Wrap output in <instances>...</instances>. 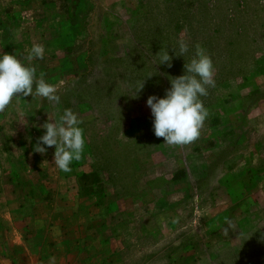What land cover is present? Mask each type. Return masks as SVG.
I'll return each mask as SVG.
<instances>
[{
    "label": "rangeland",
    "instance_id": "obj_1",
    "mask_svg": "<svg viewBox=\"0 0 264 264\" xmlns=\"http://www.w3.org/2000/svg\"><path fill=\"white\" fill-rule=\"evenodd\" d=\"M179 40L184 57L171 50ZM33 44L45 48L30 62L36 78L60 100L14 97L0 111V258L264 264V0H0V52L29 63ZM196 45L214 66L208 117L196 140L170 145L146 101L184 74ZM161 48L171 68L156 66ZM64 109L85 137L69 172L55 146L34 151Z\"/></svg>",
    "mask_w": 264,
    "mask_h": 264
},
{
    "label": "clouds",
    "instance_id": "obj_2",
    "mask_svg": "<svg viewBox=\"0 0 264 264\" xmlns=\"http://www.w3.org/2000/svg\"><path fill=\"white\" fill-rule=\"evenodd\" d=\"M171 50L176 57H184L189 51V45L184 40H179L177 46H171ZM44 54L42 44L32 45L26 58L29 63H25L15 53L0 52V111L5 110L14 97L20 96L36 95L51 102H59L57 87L42 77L37 79L36 68L30 64L34 59H43ZM154 55L158 57L156 66L172 67L173 55H170L169 48H161ZM152 76H145L138 83L135 95L130 96L138 97L145 87L146 79ZM213 77L211 58L200 45H196L191 59L185 60L184 74L168 77L170 87L163 96L153 94L147 98L146 104L153 117L156 137H163L164 143L170 145L189 144L199 137L208 117L201 97L207 96L208 88L215 86ZM81 123L71 109H64L59 119H49L40 126L45 131L34 145V151L43 154L48 148L55 146L53 163L63 172L71 171V164L80 160L84 151L85 137Z\"/></svg>",
    "mask_w": 264,
    "mask_h": 264
},
{
    "label": "crops",
    "instance_id": "obj_3",
    "mask_svg": "<svg viewBox=\"0 0 264 264\" xmlns=\"http://www.w3.org/2000/svg\"><path fill=\"white\" fill-rule=\"evenodd\" d=\"M10 234H11V246L13 247L14 252L17 251V253H18V251H19V253L17 255H19L20 257L25 256L26 252L23 249L25 244L22 240L21 235L17 231H11ZM27 259H28L27 264H41L39 262V257H37V256L27 258ZM0 262H1V264H12L10 259H8L7 257L0 258Z\"/></svg>",
    "mask_w": 264,
    "mask_h": 264
}]
</instances>
